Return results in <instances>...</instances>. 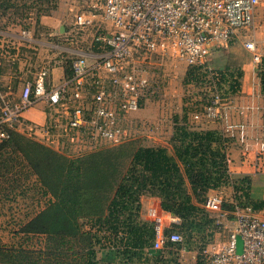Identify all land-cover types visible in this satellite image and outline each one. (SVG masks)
I'll use <instances>...</instances> for the list:
<instances>
[{"label":"trees","instance_id":"1","mask_svg":"<svg viewBox=\"0 0 264 264\" xmlns=\"http://www.w3.org/2000/svg\"><path fill=\"white\" fill-rule=\"evenodd\" d=\"M26 1L37 10L36 19L49 16L58 3ZM15 2L0 0V28L8 12L14 9L18 16V9L26 8V4ZM72 60L71 56L64 60L66 79L73 76ZM213 73L188 67L183 85L201 94L211 93L214 84L218 90L224 84L233 92L239 89L235 76L241 79L240 73ZM257 75L264 93V57ZM205 97L202 104L191 105V113L184 108L183 117L173 115L165 131L158 128L150 135L139 134L119 145L100 146L76 155L9 130V139L0 141V158L4 150L20 154L27 166L14 165L20 169L16 173H21L22 182L25 177L39 192L43 190L49 202L30 219L27 217L28 222L17 232L25 237L43 236V246H6L0 237V264H182V250L197 252L198 264H204L202 258H207L214 233L221 230L217 219L204 209L211 191L231 187V197L223 198V211L229 221L241 210L264 213V200L252 197L251 178L230 174L229 139L192 124L193 116L202 114L213 101L212 94ZM196 99L201 102L200 97ZM157 134L163 137L161 142L143 143L145 136ZM6 177L0 171V194L4 196ZM24 194L13 193L11 198L18 200ZM145 197L160 200L162 210L179 219V224L167 229L166 234L178 232L183 236L182 243L168 242L161 250L153 248L154 224L142 217Z\"/></svg>","mask_w":264,"mask_h":264},{"label":"built area","instance_id":"2","mask_svg":"<svg viewBox=\"0 0 264 264\" xmlns=\"http://www.w3.org/2000/svg\"><path fill=\"white\" fill-rule=\"evenodd\" d=\"M78 1L83 7L74 18V35L93 30L99 17L110 23L113 32L98 28L93 43L100 53L71 55L73 76L50 90L45 87L46 68L35 83L25 86L18 101L9 100L2 93L0 71V141L9 139V130L34 137L32 129H23L22 115L44 101L58 112L52 128L68 144L75 142L73 154L116 146L139 134L150 135L161 126L163 121L135 122L128 116L160 102L165 62L213 73L210 62L214 54L238 40L254 55L255 64L262 59L253 39L261 0ZM154 61L162 70H157ZM212 76L218 77L216 73ZM209 90L213 101L202 114L193 116L192 124L224 120L227 102L215 84ZM263 155L262 148L260 158ZM204 209L217 219L225 239L222 245L214 244L217 250L211 254L210 264H264V216L246 209L235 212L229 221L220 194L208 195ZM148 217L154 224L155 250L168 242H183L178 232L166 234L167 219L161 207H150ZM168 220L180 222L176 217ZM238 241L242 242L241 252Z\"/></svg>","mask_w":264,"mask_h":264},{"label":"crops","instance_id":"3","mask_svg":"<svg viewBox=\"0 0 264 264\" xmlns=\"http://www.w3.org/2000/svg\"><path fill=\"white\" fill-rule=\"evenodd\" d=\"M57 1L55 11L49 16L31 19L29 22H22L21 25H13V27L2 24L0 28L2 93L9 100L18 101L25 86L28 83H35L42 70L46 68L45 87L50 90L62 84L66 80L65 57L79 53H100L101 49L93 43L95 31L100 28L102 31H108V33L113 32L110 23L99 17L93 30L74 35L72 33L74 31L73 22L79 13L78 2L77 0ZM255 15L256 29L253 39H255L258 53L262 58L264 57V0H261ZM237 43H241V46H237ZM229 48L231 50L226 52L227 64L216 69L240 73L241 79L235 76V79L240 83L239 89L233 92L228 84H224L219 90L217 89L222 97L226 98L223 101L227 102L224 120L202 123L198 126L202 130L222 133L229 139L227 156L230 174L235 178L250 177L252 180V197L256 200H264V155L260 158L261 149L263 148L264 151V93L261 80L257 75L258 64L254 63V55L246 50L244 41L232 42ZM212 69L215 70V68ZM144 111L143 109L142 112ZM57 113L53 112L46 102L41 101L22 115L23 129H32L34 131L33 138L53 147L55 150L64 151L66 150L64 147H66L72 153L75 148L69 149L68 140L52 128V118ZM136 114H131L128 118H134ZM141 117L147 119L146 114H142ZM151 137L156 142L163 140L161 136ZM212 194H220L227 200L231 197L232 189L226 187L209 193V195ZM153 201L161 207L158 199L142 198V217L147 221L150 219L145 216V212L151 207ZM165 214L167 228L176 226L177 224H172L168 220L169 217L174 216L166 212ZM260 215L264 216V213H260ZM222 236L216 230L214 241L217 242L215 243L222 245L221 242L224 241ZM241 243L238 241L240 252L242 250Z\"/></svg>","mask_w":264,"mask_h":264},{"label":"rangeland","instance_id":"4","mask_svg":"<svg viewBox=\"0 0 264 264\" xmlns=\"http://www.w3.org/2000/svg\"><path fill=\"white\" fill-rule=\"evenodd\" d=\"M13 1L15 2V0ZM18 3H21V5L26 4V8H20V10L18 9V14H20L18 16H16L17 14L14 11V9L8 12V15L3 17L4 19L1 21L3 22V24H8L9 26L13 27V25L14 26L20 25L22 22H29L31 19L35 20L37 18L36 16L37 10L35 8L34 9L30 8L32 7L31 3L30 4L27 3L26 0H18ZM82 7L83 5L81 1H78V8L80 11L82 10ZM238 45L241 46V43H237V46ZM230 50L231 48L218 50L214 54L215 56L212 57V60L210 62V67L215 68V70H219L216 68L222 67V65L227 64L228 58L226 56L227 54L226 52ZM154 63L156 64L154 66L157 67V70L163 69V72L160 75L163 77V81L160 88V90H162V94L160 96L161 97L160 102L150 103L144 109L145 110L144 112L142 111L138 112L136 116H134V118L129 117V120L131 121L134 120L135 122L140 120L143 121L150 120L148 122L155 123V122H159L161 118H163L162 119L163 122L160 123L161 126L159 127V130L165 131L167 122L170 121L173 115L179 114V116L183 117L184 108H186V110L191 113L190 111L191 105L194 104L195 107V105L197 104H202L203 100H205L204 98L207 99V97L205 96L209 97L211 93L206 92L205 94L204 93L201 94L199 92L200 93L199 94L198 90L194 88H185V86L183 85V79L185 77L187 68L184 65L165 62L162 68L158 65L159 62L154 61ZM198 97H200L201 102L197 103L195 99L196 98L198 99ZM142 114H146L147 119L141 117ZM151 136L158 137V134ZM151 136L149 135L145 136V138L143 139V143L147 144L148 142L149 144H151L152 142H154ZM69 145H71L73 150V146H75V142H69ZM81 145L82 144H80V146ZM1 154L2 155L0 160L2 161L4 167H2L3 165L1 164L0 171H2V173H5V175H7V177L3 180L7 188L6 190L7 192L5 193L6 196H4L3 193H1L2 195L0 194V197H2L0 199V237L2 243L6 246L23 245L26 248L39 249L43 246L45 241V238L43 236L25 237L17 232L19 231L20 225L28 222V219H30V217L34 216L36 212H38L40 209L46 206V204L49 202V198L47 197V195L44 194V192H42L43 190L39 192L38 188H36L34 184L32 185L29 184V182L25 177L23 181L24 184H22L23 189L21 188L17 190L19 184L23 183L22 182L23 176H21V173H16V169L21 167L20 164L27 166L25 164V160L21 157L20 154H18L13 149H9L8 151L4 150L3 152L1 151ZM14 165H17L16 166L17 168ZM13 193H17L19 195H22L24 193L27 194L26 195L24 194L22 197H19V199L17 200L11 198L15 195V194L13 195ZM155 205L157 204H155L153 201L151 207H154ZM147 212L148 211L146 210L145 216L148 217ZM27 217L29 218L27 219ZM221 238H223V236ZM223 240L225 239L223 238ZM215 242L217 241H214L210 244L211 246L206 253L207 258H202L204 264H210L211 254L216 252L217 249L212 247L213 244H217ZM180 258L182 264H198L197 252L181 251Z\"/></svg>","mask_w":264,"mask_h":264}]
</instances>
